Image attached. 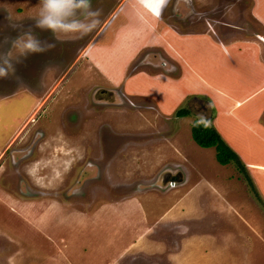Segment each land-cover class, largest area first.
Segmentation results:
<instances>
[{"label":"rangeland","instance_id":"1","mask_svg":"<svg viewBox=\"0 0 264 264\" xmlns=\"http://www.w3.org/2000/svg\"><path fill=\"white\" fill-rule=\"evenodd\" d=\"M38 2L0 0V58L11 55L0 77V264H264V189L253 185L256 197L234 163L191 137L211 117L208 98L161 109L170 87L161 97L152 84L166 64L156 47L138 54L153 70L127 85L152 96H123L121 71L110 81L118 103L105 104L107 83L85 57L110 72L107 58L122 65L111 37L146 41L160 23L211 29L228 45L250 35L243 27L264 33L251 0H91L95 27L60 40L35 26ZM25 34L51 47L17 55ZM104 39L117 43L113 57L91 51ZM166 168L182 181L161 188Z\"/></svg>","mask_w":264,"mask_h":264},{"label":"crops","instance_id":"2","mask_svg":"<svg viewBox=\"0 0 264 264\" xmlns=\"http://www.w3.org/2000/svg\"><path fill=\"white\" fill-rule=\"evenodd\" d=\"M250 16L258 21L264 31V0H251ZM158 28L161 33H155L150 36L151 39L142 42L131 39L130 43L125 44V40L120 37L124 41H118L117 44V57L122 60L121 67L113 57L115 43L106 39L97 44L93 41L92 52H104L105 56L113 57L107 58L110 72L90 61V52L84 56L102 75L108 88H113L111 77L122 71V75H125L119 88L123 96L148 98L152 95L144 91L143 87L137 86L135 91L133 88L128 89L127 85L133 79L136 83L148 70H153L155 63L148 62L150 58L139 62L142 54H138L143 49L150 51L157 47L166 60V64H163L165 69H158L160 72L152 77L155 90L166 98L164 101L167 105L161 101L160 108L172 111L189 97L196 100L202 96L207 97L206 100L214 108H209L212 112L209 118L211 124L244 164L253 185L259 191L264 189V33L251 34L249 28L243 27L242 31H247L250 35L229 41L228 45V41H221L211 29L188 32L166 25H159ZM84 50L87 51L86 48ZM134 61L137 63L132 67ZM130 71L132 74L138 73L130 76ZM166 87H170L168 94H162L160 90L163 91ZM151 103L159 117L171 119V115L161 116L167 111L163 113L161 111L164 110L158 109L156 102ZM222 109L226 110L225 115L220 113ZM130 127L131 124L124 126L125 129ZM261 197L264 200V190Z\"/></svg>","mask_w":264,"mask_h":264},{"label":"clouds","instance_id":"3","mask_svg":"<svg viewBox=\"0 0 264 264\" xmlns=\"http://www.w3.org/2000/svg\"><path fill=\"white\" fill-rule=\"evenodd\" d=\"M38 3L35 26L49 30L57 40L61 36L78 37L86 34L97 22L98 12L92 9L91 0H39ZM12 47L17 55H23L25 52L42 51L51 45L42 46L31 34H25L13 41ZM10 59V54L0 58V65H3L0 66V77L6 74V70H10ZM196 123L206 126L207 121L200 117Z\"/></svg>","mask_w":264,"mask_h":264},{"label":"trees","instance_id":"4","mask_svg":"<svg viewBox=\"0 0 264 264\" xmlns=\"http://www.w3.org/2000/svg\"><path fill=\"white\" fill-rule=\"evenodd\" d=\"M188 113V109L180 108L175 112V115L177 117H182L187 116ZM206 121V126L197 124L196 122L192 124L190 133L193 141L203 148L213 147L215 151V159L218 161V163L222 165L228 164L230 162L234 163L238 168V171L242 174L245 181L257 197L253 183L246 171L244 164L241 162L236 153L225 144L220 134L211 124L210 119Z\"/></svg>","mask_w":264,"mask_h":264},{"label":"flooded vegetation","instance_id":"5","mask_svg":"<svg viewBox=\"0 0 264 264\" xmlns=\"http://www.w3.org/2000/svg\"><path fill=\"white\" fill-rule=\"evenodd\" d=\"M166 5V4H165ZM165 5H164V7H165ZM164 7L162 8V11H161V13H160V16H161V14H162V12H163V9H164ZM120 9H123V6H120V8L118 9V11L120 10ZM117 11V12H118ZM117 12L115 13V14H113L111 17V19L108 21V23H107V25H106V27L105 28H107V26L111 23V21L112 20H114V18L116 17V15H117ZM156 16L158 17V19L160 18V16L159 15H157L156 14ZM159 25H164L163 23H160ZM166 26H169V25H166ZM120 28H121V26H118L115 30H117V32L120 30ZM104 30V29H103ZM114 31V30H113ZM112 31V32H113ZM112 34V33H111ZM128 37V36H127ZM133 37H136V40L137 41H139L138 40V37H137V35L136 36H134L133 35ZM112 39H114L115 41H119V39L117 38V37H111V40ZM110 40V41H111ZM133 40H135V39H133ZM141 41V40H140ZM120 42H124L123 40H120ZM131 41H129V40H126L125 41V44H127V43H130ZM142 42V41H141ZM117 44V43H116ZM115 44V45H116ZM107 90H103L106 94H107V96H106V98H110V100H104V103L105 104H108V103H111V104H117L118 103V95H120V92L118 91V90H116V89H112V88H106ZM116 91H118L119 92V94H117L116 93ZM183 117V116H182Z\"/></svg>","mask_w":264,"mask_h":264},{"label":"water","instance_id":"6","mask_svg":"<svg viewBox=\"0 0 264 264\" xmlns=\"http://www.w3.org/2000/svg\"><path fill=\"white\" fill-rule=\"evenodd\" d=\"M117 94H119L118 91H116ZM176 176H180V173L178 172V170H170V169H163L159 175H158V180H160V187L161 188H166V187H169V186H173L175 184H177L178 182H181L182 180L181 179H176L175 177ZM172 177V178H171ZM164 185V186H162Z\"/></svg>","mask_w":264,"mask_h":264}]
</instances>
